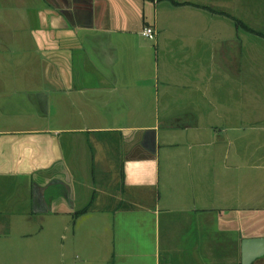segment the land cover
I'll return each mask as SVG.
<instances>
[{
  "label": "crops",
  "instance_id": "1",
  "mask_svg": "<svg viewBox=\"0 0 264 264\" xmlns=\"http://www.w3.org/2000/svg\"><path fill=\"white\" fill-rule=\"evenodd\" d=\"M9 235L12 264H241L264 237V0H0Z\"/></svg>",
  "mask_w": 264,
  "mask_h": 264
},
{
  "label": "rangeland",
  "instance_id": "2",
  "mask_svg": "<svg viewBox=\"0 0 264 264\" xmlns=\"http://www.w3.org/2000/svg\"><path fill=\"white\" fill-rule=\"evenodd\" d=\"M3 4L5 5L6 9H10V2H6L3 1ZM6 42V41H5ZM10 45V43H9ZM85 205H80V208L83 207ZM92 206V205H91ZM98 206V205H95ZM50 220H52L51 222L47 221L44 223V228H45V233L49 235V237L45 238H49V240H51L50 238L52 237H56L59 233V231L62 229V225L59 224L60 220L58 219V217L56 218H52V217H48ZM54 221V222H53ZM33 225V226H32ZM54 225V226H53ZM29 226H32L31 228H33L34 230V224H31ZM28 226V227H29ZM52 231L54 233L51 234L47 233L48 231ZM68 235H70V230L68 231ZM55 241V239L53 240ZM52 241V243H47L46 245V252H44V254H47V257H53V261H58L59 260V255L55 252L54 249V242ZM51 242V241H50ZM20 246L25 243L24 240H20ZM3 248H0V264H12L10 263V235H9V239H6L3 241ZM33 257V254L31 253L30 256L28 255L27 257H23L24 261L26 262L25 264H31V258ZM23 258L20 259V261L23 263ZM22 263H16V264H22ZM35 264V263H34Z\"/></svg>",
  "mask_w": 264,
  "mask_h": 264
},
{
  "label": "water",
  "instance_id": "3",
  "mask_svg": "<svg viewBox=\"0 0 264 264\" xmlns=\"http://www.w3.org/2000/svg\"><path fill=\"white\" fill-rule=\"evenodd\" d=\"M264 256V237H249L242 241L241 264H252Z\"/></svg>",
  "mask_w": 264,
  "mask_h": 264
},
{
  "label": "built area",
  "instance_id": "4",
  "mask_svg": "<svg viewBox=\"0 0 264 264\" xmlns=\"http://www.w3.org/2000/svg\"><path fill=\"white\" fill-rule=\"evenodd\" d=\"M141 34L143 36H145L146 38L148 39H153L154 36H155V31L152 27L150 26H145L142 31H141Z\"/></svg>",
  "mask_w": 264,
  "mask_h": 264
},
{
  "label": "trees",
  "instance_id": "5",
  "mask_svg": "<svg viewBox=\"0 0 264 264\" xmlns=\"http://www.w3.org/2000/svg\"><path fill=\"white\" fill-rule=\"evenodd\" d=\"M84 210L79 211V213L83 212Z\"/></svg>",
  "mask_w": 264,
  "mask_h": 264
}]
</instances>
